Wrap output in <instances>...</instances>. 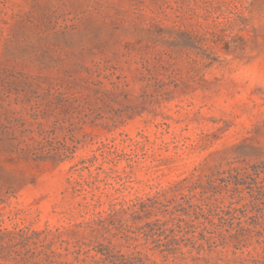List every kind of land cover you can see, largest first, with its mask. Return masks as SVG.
<instances>
[{
    "label": "rangeland",
    "instance_id": "obj_1",
    "mask_svg": "<svg viewBox=\"0 0 264 264\" xmlns=\"http://www.w3.org/2000/svg\"><path fill=\"white\" fill-rule=\"evenodd\" d=\"M0 264H264V0H0Z\"/></svg>",
    "mask_w": 264,
    "mask_h": 264
}]
</instances>
